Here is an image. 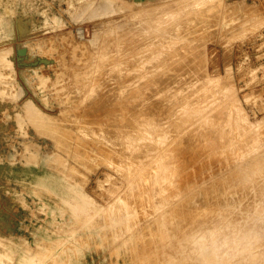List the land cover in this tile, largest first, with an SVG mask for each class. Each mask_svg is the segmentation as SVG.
Instances as JSON below:
<instances>
[{"label":"rangeland","instance_id":"374dc122","mask_svg":"<svg viewBox=\"0 0 264 264\" xmlns=\"http://www.w3.org/2000/svg\"><path fill=\"white\" fill-rule=\"evenodd\" d=\"M172 1L0 0V264H264V0Z\"/></svg>","mask_w":264,"mask_h":264},{"label":"bare ground","instance_id":"6f19581e","mask_svg":"<svg viewBox=\"0 0 264 264\" xmlns=\"http://www.w3.org/2000/svg\"><path fill=\"white\" fill-rule=\"evenodd\" d=\"M169 1H170V0H169ZM179 1H181V2L178 3V4L183 3L182 0H178V1L176 0V3H174V4L177 6V2H179ZM162 3H163V2H162ZM165 3H166V1H165ZM171 4H173V1L171 2ZM174 4H173V5H174ZM183 4H185V3H183ZM159 5H160V4H159ZM153 6H154V5H153ZM162 6H163V5H162ZM178 6H179V5H178ZM178 6H177V8L179 9ZM174 8H175V6H174ZM174 8L172 9L173 11H174ZM141 10H142V9H141ZM173 11H172V14H173ZM131 12H132V11H131ZM134 13H135V11H134ZM136 13H139V11L136 12ZM140 13H141V11H140ZM176 13H177V12H176ZM130 14H131V13H130ZM130 14H129V15H130ZM172 14H170V15H172ZM174 14H175V11H174ZM174 14H173V15H174ZM129 15H127V17H128ZM119 16H120V15H119ZM135 16H136V15H135ZM136 17H137V16H136ZM136 17H135V18H136ZM122 18H123V17H121V19H122ZM128 18H130V17H128ZM128 18H127V20H130V19H128ZM160 18H161V17H160ZM125 19H126V18H125ZM153 19H154V18H153ZM122 20H123V22L125 21L124 18H123ZM132 20H134V18H133ZM136 20H137V18H136ZM160 20H161V19H160ZM160 20H159V21H160ZM164 20H165V18H164ZM105 21H106V20H105ZM152 21H153V20H152ZM103 22H104V21H103ZM128 22H129V21H128ZM137 22H138V20H137ZM156 22H158V21L156 20ZM156 22H155V23H156ZM162 22H163V20H161L160 24H161ZM165 22H166V20H165ZM124 23H125V22H124ZM124 23H123V25H122L123 28H124ZM134 23H135V21H134ZM138 23H139V22H138ZM151 23H152V22H151ZM151 23H150V24H151ZM163 23H164V22H163ZM163 23H162V24H163ZM119 24L121 25V24H122V21H121V23H119ZM126 24H127V21H126ZM126 24H125V25H126ZM120 25H119V27H120ZM127 25H128V24H127ZM139 25H141V24H139ZM147 25H148V24H147ZM153 25H154V23H153L152 25H150V27L153 26ZM133 26H134V25H133ZM143 26H144V24H143ZM157 26H158V25H157ZM137 27H138V26H137ZM145 27H146V26H145ZM145 27H143V29H144ZM154 27H155V26H154ZM154 27H153V28H154ZM126 28H127V27H126ZM139 28H140V27H139ZM121 29H122V28H121ZM136 30L138 31V29H135L134 31H136ZM146 30H148V29H146ZM124 31H125V30H124ZM141 31H142V28H141ZM144 31H145V29H144ZM128 32H130V31H128ZM131 32H132V31H131ZM139 32H140V31H139ZM146 32H147V31H146ZM148 32H149V31H148ZM123 33H124V32H123ZM132 34H133V33H132ZM144 34H145V33H144ZM138 36H139V35H138ZM138 36H137V37H138ZM135 50H136V49H135ZM160 50H161V49H160ZM160 50L158 49V51H160ZM121 51H122V49H121ZM129 51H130V50H129ZM125 52H126V51H125ZM109 53H110V52H109ZM156 53H157V52H156ZM112 54H113V53H111V55H112ZM125 54H126V53H125ZM106 55H108V54H106ZM114 55H115V54H114ZM126 55H127V54H126ZM118 56H119V55H118ZM121 56H122V55H121ZM122 57H123V56H122ZM152 57H153V56H152ZM108 58H109V57H108ZM115 58H116V57H115ZM123 58H124V57H123ZM126 58H127V56H126ZM138 58H139V56H138ZM121 59H122V58H121ZM132 59H133V58H132ZM142 59H145V58L142 57ZM110 60H111V59H110ZM126 60H127V59H126ZM132 62H133V61H132ZM124 63H125V62H124ZM134 63H135V62H134ZM134 63H133V64H134ZM139 63H140V61H139ZM139 63H138V66H139ZM123 65H124V64H123ZM125 65H126V64H125ZM127 65H128V64H127ZM136 65H137V64H136ZM142 65H143V64H142ZM142 65H141V66H142ZM128 66H129V65H128ZM144 66H145V65H144ZM126 68H127V67H126ZM138 68L140 69V67H138ZM127 69H128V68H127ZM139 69H138V70H139ZM143 69H144V68H143ZM124 70H125V69H124ZM124 70H121V71H124ZM134 70L136 71L137 69L134 68ZM144 70H145V69H144ZM127 72H128V71H127ZM129 74H130V73H129ZM134 74L136 75L137 73H134ZM127 75H128V74H127ZM180 76H181V75H180ZM173 77H174V76H173ZM173 77H172V79H173ZM182 79H183V78H182ZM186 79H188V78H186ZM198 79H199V78H198ZM166 80H167V79H166ZM166 80H165V81H166ZM169 80H170V79H169ZM190 80H191V79H190ZM190 80H189V81H190ZM193 80H194V79H193ZM199 80H200V79H199ZM201 80H202V79H201ZM123 81H124V80H123ZM123 81H122V82H123ZM180 81H181V80H180ZM194 81H195V80H194ZM194 81H193V82H194ZM133 82H134V81H133ZM156 82H157V81H156ZM161 82H162V81H161ZM175 82H176V81H175ZM157 83H158V82H157ZM173 83H174V81H173ZM180 83H181V82H180ZM182 83H183V82H182ZM152 84H153V83H152ZM163 84H164V82H163ZM168 84H169V82H168ZM185 84H186V83H185ZM187 84H188V82H187ZM187 84H186V85H187ZM177 85H178V83L176 84V86H177ZM191 85H192V84H191ZM155 86H156V85H155ZM167 86H168V85H167ZM187 86H188V85H187ZM187 86H185L186 89H188ZM192 86H193V85H192ZM174 88H175V87H174ZM198 88H199V87H198ZM160 89H161V88H160ZM169 89H170V88H169ZM177 89H178V87H177ZM177 89H176V90H177ZM190 89H192V88H190ZM190 89H189V90H190ZM193 89H197V85H196V88H193ZM201 89H202V88H201ZM157 90H158V89H157ZM162 90H163V87H162ZM166 90L168 91V89H166ZM174 90H175V89H174ZM181 90H182V89H181ZM197 90H198V89H197ZM197 90H196V91H197ZM223 91H224V90H223ZM162 92H163V91H162ZM170 92H171V90L169 91V93H170ZM187 92H188V91H187ZM225 92H226V91H225ZM197 93H198V92H197ZM228 93H229V92H228ZM170 94H171V93H170ZM180 94H181V93H179V95H180ZM188 94H190V93L188 92ZM188 94H187V96H188ZM229 94H231V93H229ZM179 95H178V96H179ZM194 95H195V97H196L197 94H194ZM164 96H165V94H164ZM173 96H174V95H173ZM228 96H229V95H228ZM188 97H189V96H188ZM188 97H185V98H188ZM230 97H231V96H230ZM174 98H176V97H174ZM227 98H228V97H227ZM227 98H226V99H227ZM170 99H171V98H170ZM170 99H169V100H170ZM178 99H179V98H177V100H178ZM188 99H189V98H188ZM213 99H214V98H212L211 100L213 101ZM215 101H216V103H217V100H215ZM227 101H228V100H227ZM229 101H230V100H229ZM229 101H228V103H229ZM171 102H172V101H171ZM171 102H170V104H172ZM176 102L178 103V101L175 100L174 103H176ZM181 102L183 103V100H182ZM181 102H180V103H181ZM184 102H185V100H184ZM188 102H189V101H188ZM232 102H233V99H232ZM232 102H231V104H232ZM189 103H190V102H189ZM206 103H207V101H206ZM206 103H205V104H206ZM211 103H212V102H211ZM214 103H215V102H214ZM185 104L187 105L188 103H185ZM207 104H208V103H207ZM178 105H179V104H177V106H178ZM211 105H212V104H211ZM216 105H217V104H216ZM218 105H219V103H218ZM172 106L174 107V105H172ZM184 106H185V105H184ZM184 106H182V107L184 108ZM187 106H188V105H187ZM203 106H204V105H203ZM209 106H210V104H209ZM213 106H214V105H213ZM227 106H228V105H227ZM173 107H172V108H173ZM175 107H176V106H175ZM185 107H186V106H185ZM201 107H202V106H201ZM219 107H220V106H219ZM183 108H182L181 110H179L180 113H181V111L183 110ZM188 108H189V107H188ZM203 108H204V107H203ZM214 108H215V106H214ZM191 109H192V108H191ZM197 109H199V108H196V110H193V111L196 112ZM204 109H205V108H204ZM207 109H208V107H207ZM216 109H218V108H216ZM228 109H229V108H228ZM228 109H225V110H228ZM230 109H231V108H230ZM174 110H177V108L174 109ZM185 110H186V109H184V112H185ZM208 110H209V109H208ZM223 110H224V109H223ZM171 111H172V110H171ZM188 111H190V110H188ZM188 111H186V112L188 113ZM193 111H192V112H193ZM210 111L213 112L214 110H212V108H211ZM216 111H217V110H216ZM231 111H232V110H231ZM172 112H173V111H172ZM177 112H178V111H177ZM179 112H178V113H179ZM222 112H223V111H222ZM204 113H205V112H204ZM207 113H208V112H207ZM227 113H228V112H227ZM185 114H186V113H185ZM188 114H189V113H188ZM191 114H192V113H191ZM191 114H190V115H191ZM199 114H200V112L198 113V116H199ZM201 114H202V113H201ZM208 114H209V113H208ZM208 114H207V115H208ZM213 114L215 115V112H213ZM221 114H222V113H221ZM224 114H225V113H224ZM228 114H229V113H228ZM228 114H227V115H228ZM173 115H174V114H173ZM173 115H172V116H173ZM182 115H183V114H182ZM182 115H181V116H182ZM207 115L202 114V116H207ZM211 115H212V113L210 114V116H211ZM230 115H231V114H230ZM230 115H228V116H229L228 118H230ZM232 115H233V113H232ZM147 116H150L149 113H147ZM147 116H146L144 119H146ZM176 116H177V115H176ZM191 116H192V115H191ZM191 116H190V117H191ZM200 116H201V115H200ZM173 117H174V116H173ZM173 117H172V119H173ZM194 117H195V115H194ZM220 117H221V116H220ZM223 118H224V117H223ZM201 119H202V117H201ZM178 120L180 121V118H179ZM196 120H197V119H196V117H195V121H196ZM220 120H221V119H220ZM222 120H223V119H222ZM222 120H221V122H222ZM230 120H231V118H230ZM175 121H177V120H174V122H175ZM180 122H181V121H180ZM193 122H194V120H193ZM226 122H227V119H226ZM226 122H225V123H226ZM196 123H197V122H195V124H196ZM198 123H199V122H198ZM178 124H179V122H178ZM126 125H128V124H126ZM223 125H224V124H223ZM123 126H124V125H123ZM147 126H148V125H147ZM209 126H210V125H209ZM125 127H126V126H125ZM222 127H223V126H221V128H222ZM120 128H121V127H120ZM122 128H123V127H122ZM122 128H121V129H122ZM208 128H209V127H208ZM208 128H207V130H208ZM212 128H214V127H212ZM217 128H218V127H217ZM113 129H114V128H113ZM116 129H117V128H116ZM116 129H115V130H116ZM181 129H182V128H181ZM210 129H211V127H210ZM225 129H226V128H225ZM223 130H224V129H222V131H223ZM112 131H113V130H112ZM123 131H124V130H123ZM152 131H153V130H152ZM155 131H156V129H155ZM215 131H216V130H215ZM215 131H214V132H215ZM117 132H121V131H117ZM117 132H116V133H117ZM150 132H151V131H150ZM214 132L212 131L211 133H214ZM226 132L228 133V131H226ZM226 132H225V133H226ZM231 132H232V131H231ZM231 132H230V134H231ZM109 133H110V132H109ZM133 133H135V132H133ZM156 133H157V132H156ZM137 134H138V133H137ZM137 134H136L135 137H137ZM148 135H149V134H148ZM154 135H155V134H154ZM159 135H160V134H159ZM202 135H203V134H202ZM226 135H227V134H226ZM150 136H151V135H150ZM206 136H207V135H206ZM206 136H205V137H206ZM227 136H228V135H227ZM133 137H134V136H133ZM147 137H149V136H147ZM156 137H157V136H156ZM200 137H201V136H200ZM209 137H210V136H209ZM224 137H226L225 134H224ZM139 138H140V137H139ZM149 138H150V137H149ZM153 138H154V137H153ZM133 139H134V138H133ZM135 139H136V138H135ZM208 140H209V139H208ZM213 140H214V138H213ZM226 140H227V139H226ZM226 140H225V143H226ZM206 141H207V138H206ZM206 141H205V143H206ZM211 141H212V139H211ZM215 141H216V140H214V142H215ZM202 143L204 144V141H203ZM202 143H201V144H202ZM207 143H208V142H207ZM209 143H210V142H209ZM216 143H217V141H216ZM197 144H198V143H197ZM201 144H200V145H201ZM210 145H211V144H210ZM213 145H215V144L213 143ZM208 146H209V145H208ZM215 146L217 147V145H215ZM215 146H214V147H215ZM220 146H221V145H220ZM197 147H198V146H197ZM203 147H204V146H203ZM210 147H211V146H210ZM210 147H208V148L210 149ZM216 147H215V148H216ZM176 148H177V147H176ZM215 148H214V149H215ZM218 148H219V145H218ZM212 149H213V147H212ZM219 149H220V148H219ZM219 149H218V150H219ZM221 149H224V148H221ZM177 150H179V149H177ZM216 150H217V149H216ZM218 150H217V151H218ZM205 151H209V150L207 149V150H205ZM205 151H204V153H205ZM214 151H215V150H213V152H214ZM223 151H224V150H223ZM223 151H222V152H223ZM210 152H211V151H210ZM219 152H220V150H219ZM214 153H215V152H214ZM217 153H218V152H217ZM217 153H216V154H217ZM211 154H212V153H210V155H211ZM204 155H205V154H204ZM182 156H183V155H182ZM219 156H220V155H219ZM83 157H84V155H83ZM186 157H187V156H186ZM200 157H201V156H200ZM197 158H198V157H197ZM199 159H201V158H199ZM203 159H204V158H203ZM219 159H220V158H219ZM186 160H192V158L187 157ZM193 161H194V160H193ZM184 163H185V162H184ZM185 165H186V164H185ZM185 165H184L183 167H185ZM201 166H203V164H202ZM183 167H182V168H183ZM200 168H201V167H200ZM183 169H184V168H183ZM192 169H193V168H192ZM198 170H199V169H198ZM191 171H192V170H191ZM202 172H204V171H202ZM197 173H198V172H197ZM235 181H236V179H235ZM226 182H227V181H226ZM223 186H224V185H223ZM223 186H222V187H223ZM222 187H221V188H222ZM239 187H240V186H239ZM218 189H220V188H218ZM238 189H239V188H238ZM205 191H206V190H205ZM206 194H207V193H206ZM222 194H223V193H222ZM222 194H221V195H222ZM226 194H227V193H226ZM205 196H207V195H205L204 193H201V192H200L199 199H200L201 201H203V200H205ZM231 196H232V195H231ZM188 197H189V196H188ZM211 197H212V196H211ZM215 197H216V196H215ZM222 198H223V197H222ZM232 198H233V197H232ZM260 200H261V199H260ZM192 201H193V200H192ZM205 201H206V200H205ZM205 201H204V202H205ZM210 201H211V200H210ZM255 201H256V200H255ZM258 201H259V200H258ZM259 202H261V201H259ZM212 204H213V203H212ZM228 204H229V203H228ZM254 204H255V203H254ZM249 205H250V204H249ZM252 205H253V204H252ZM258 205H259V204H258ZM182 206H183V205H182ZM182 206H179V207L177 208V211H175V212H177V217H176V218H178V221H181L180 223H182V224H184L185 222H187V220H189V221H191V220H193V221H195V220H200V221H201V220H202L203 223H204V221H205L204 219H207V218H208L207 216H206L207 218H205V209H204V210H202V209H196V210H194V208H189V207H190V206H189L188 209L185 210V209L182 208ZM192 206H193V205H192ZM210 206H211V205H210ZM255 206H256V205H255ZM202 208H204V207H202ZM256 208H258V207H256ZM223 209H225V207H224ZM224 211H225V210H224ZM170 212H171V211H169V214H170ZM225 213H226V211H225ZM208 214H212V216L219 215V214L217 213L216 209L214 210V209H212V208H210ZM221 214H222V213H221ZM241 214H242V212H241ZM251 214H253V213L251 212ZM251 214H250V215H251ZM254 214H255V213H254ZM254 214H253V217H254ZM250 215H248V217H249ZM260 215H263V217H264V213H263V212H262ZM251 217H252V216H251ZM256 217H257V215H256ZM261 217H262V216H261ZM242 218H243V217H242ZM258 218L260 219L259 216H258ZM149 219H150V218H149ZM149 219H147V221H150ZM174 219H175V218H174ZM212 219H213V218H212ZM240 219H241V218H240ZM253 219H254V218H253ZM259 219H258V220H259ZM120 220H121V219H120ZM120 220H119V221H120ZM213 220H216V219H213ZM258 220H257V221H258ZM145 221H146V220H145ZM208 221H209V220H208ZM196 222H197V221H196ZM215 222H216V221H215ZM230 222H231V221H230ZM258 222H259V221H258ZM260 222H261V225H262V227H260V228H262V231L264 232V230H263V229H264V223H263L262 221H260ZM147 223H148V222H147ZM236 223H237V222H236ZM148 224H149V223H148ZM174 224H175V223H174ZM164 225H165V224H164ZM180 225H181V224H179V226H180ZM245 225H247V224H245ZM146 226H147V225H146ZM179 226H177V227H179ZM211 226H212V224H211ZM246 227H247V226H246ZM115 228H116V227H115ZM226 228H228V230H230V231H227V229H226L225 231H223V232H222V234H223V237H222V238H223V240H225L226 245L228 246V245H230V242L233 241V240H230L231 238H233V239H236V238H237V237L234 238V237H235L234 233H235V231H236V232H238V231H237V229H235V228H236V224H233V222H231ZM178 229H179V228H178ZM209 229H210V228H209ZM192 230H193V229H192ZM196 230H197L196 232L198 233V229H196ZM234 230H235V231H234ZM248 230H249V229H248ZM251 230H252V229H251ZM256 230H257V229H256ZM259 230H261V229H258L257 231H252V235H251L252 237H250V238H251V239H254V241H255V238H259V236H261V234H263V232H258ZM189 231H190V229H189ZM210 231H211V230H210ZM112 232H113V231H112ZM191 232H192V231H191ZM194 232H195V231H194ZM194 232H193V233H194ZM196 232H195V233H196ZM202 232H203V231H202ZM244 232H247V231L244 230V229H243V230L240 229V231L238 232V233H240V237H242V238L244 237V234H243ZM182 233H183V232H182ZM197 233H196V236H197ZM199 233H201V231H200ZM206 233H207V232H206ZM206 233H205V234H206ZM247 233L249 234V232H247ZM186 234H187V233H186ZM201 234H202V233H201ZM201 234H200V235H201ZM208 234H209V233H208ZM241 234H243V235H241ZM181 235L184 236L183 234H181ZM198 235H199V234H198ZM219 235H220V234H219ZM263 235H264V234H263ZM204 236H205V235H204ZM221 236H222V235H221ZM249 236H250V235H249ZM249 236H248V237H249ZM201 237H202V236H201ZM201 237H200V238H201ZM211 237H212V235H211ZM263 237H264V236H263ZM175 238H176V237H175ZM179 238H180V237H179ZM179 238H178V240H179ZM200 238H199V239H200ZM214 238H215V237H214ZM261 238H262V237H261ZM261 238H260V239H261ZM170 239H171V238H170ZM173 239H174V236H173ZM173 239H172V240H173ZM196 239H198V238H196ZM251 239H250V240H251ZM148 240H150V239L148 238ZM172 240H171V241H172ZM176 240H177V239H176ZM208 240H209V239H207V241H206L207 243H208ZM223 240H221V243H222ZM250 240H249V242H250ZM256 240H258V239H256ZM165 241H166V240H165ZM171 241H170V242H171ZM211 241H214V239H212ZM236 241H237V240H236ZM236 241H235V242H236ZM254 241H253V242H254ZM261 241H263V239H262ZM146 242H147V241H146ZM149 242H153V241H149ZM154 242H155V241H154ZM192 242H193V241H192ZM245 242H246V241H245ZM251 242H252V241H251ZM256 242H257V241H256ZM178 243H179V241H178ZM186 243H187V242H186ZM189 243L191 244V242H189ZM189 243H188V244H189ZM212 243H213V242H212ZM223 243H224V242H223ZM223 243H222V244H223ZM242 243H244V241H243ZM145 244H146V243H145ZM240 244H241V243H240ZM250 244H252V243H250ZM254 244H255V242H254ZM254 244H253V245H254ZM256 244H257V243H256ZM256 244H255V245H256ZM202 245H203V243H202ZM216 245H217V244H216ZM226 245L224 244V246H226ZM241 245H242V244H241ZM247 245H249V244H247ZM258 245H259V244H258ZM143 246H145V245L143 244ZM200 246H201V244L199 245V247H200ZM219 246H220V244H219ZM219 246H218V247H219ZM231 246H232V245H231ZM249 246H250V245H249ZM256 246H257V245H256ZM256 246H255V248H259L258 246H257V247H256ZM192 247H193V246H192ZM201 247H203V246H201ZM207 247H208V246H207ZM229 247H230V246H229ZM229 247H226V248H229ZM238 247H239V246H238ZM240 247H241V246H240ZM240 247H239V248H240ZM262 247H263L262 250L259 251L258 253H257V252H256V253H257V254H260V256H263V258H264V245H262ZM189 248H190V247H189ZM208 248H209V247H208ZM211 248H214V247H211ZM230 248H231V247H230ZM230 248H229V251L231 250ZM242 248H243V246H242ZM250 248H251V246H250ZM260 248H261V246H260ZM216 249H217V248H216ZM246 249H247V247H246ZM201 250H202V249H201ZM211 250H212V249H211ZM214 250H215V249H214ZM226 250H227V249H226ZM232 250H233V249H232ZM232 250H231V251H232ZM236 250H238V249L236 248ZM236 250H235V251H236ZM248 250H249V249H248ZM252 250H253V249H252ZM256 250H258V249H256ZM259 250H260V249H259ZM150 251H153V252L155 253V255H156V258H155V259H156V262H155L154 264H177V263H176V259H175L174 257H172L171 253H170V254H168L167 252L165 253L164 250H163V252H162V250L160 251V248L157 247V244H154V245H153V248H152V247L150 248ZM193 251H194V250H193ZM222 251H223V250H222ZM229 251H228V252H229ZM231 251H230V252H231ZM239 251H241V250H239ZM244 251H245V250H244ZM254 251H255V250H254ZM172 252H173V251H172ZM183 252H184V251H183ZM183 252H182V253H183ZM194 252H196V250H195ZM197 252H198V251H197ZM199 252H200V250H199ZM182 253H181V254H182ZM185 253H187V252H185ZM213 253H214V252H213ZM224 253H226V251H225ZM224 253H223V254H224ZM243 253H244V252H243ZM250 253H251V252H250ZM174 254H175V253H174ZM177 254H178V252H177ZM179 254H180V253H179ZM196 254L199 255L200 253H199V254L196 253ZM202 254H204V256H203V257H204V261H203V263H205V264H207V263H208V264H211V263L214 264V263L216 262V259H215V257H214L212 254L208 255L207 257H205V256H206L205 253H202ZM223 254H222V255H223ZM230 254L232 255L233 252H231ZM230 254H229V256H230ZM246 254H247L246 256H248L249 258H250V256L253 257V255H254L253 252H252L251 254H249V255H248V253H246ZM161 255H162L163 257H161ZM192 255H193V253H192ZM233 255H234V254H233ZM235 255H236V252H235ZM177 256H178V255H177ZM215 256H216V254H215ZM217 257H218V255H217ZM242 257H243V255H242L240 258H237V257H236L237 260H236V259H230V260H227V261H225V264H242V259H245L244 257H243V258H242ZM234 258H235V257H234ZM259 259H260V258H259ZM261 259H262V258H261ZM261 259H260V260H261ZM152 262H153V260H152ZM262 262H263V260H262ZM257 263L259 264V262H257ZM244 264H245V263H244Z\"/></svg>","mask_w":264,"mask_h":264}]
</instances>
